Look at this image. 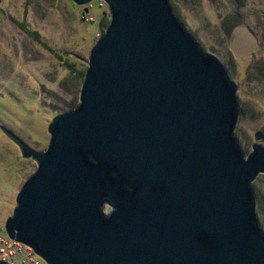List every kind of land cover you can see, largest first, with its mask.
<instances>
[{
	"label": "water",
	"instance_id": "95a60500",
	"mask_svg": "<svg viewBox=\"0 0 264 264\" xmlns=\"http://www.w3.org/2000/svg\"><path fill=\"white\" fill-rule=\"evenodd\" d=\"M99 1L109 22L46 149L2 131L36 163L7 237L46 264H264L251 187L264 174L263 137L244 157L233 137L237 85L168 0Z\"/></svg>",
	"mask_w": 264,
	"mask_h": 264
},
{
	"label": "rangeland",
	"instance_id": "374dc122",
	"mask_svg": "<svg viewBox=\"0 0 264 264\" xmlns=\"http://www.w3.org/2000/svg\"><path fill=\"white\" fill-rule=\"evenodd\" d=\"M168 1L187 33L201 49L217 57L237 85L233 137L241 153L246 157L251 151L256 132L263 137L258 145L264 149V0ZM229 18H236L237 24L227 28ZM108 22L107 7L99 0L84 7L71 0H0L2 239L7 238L4 224L17 193L36 169V163L23 158L2 131L36 153L46 149L53 117L79 102L80 76ZM237 27L246 33L240 38L252 48L251 62L242 56L247 47L239 49L234 43ZM251 187L255 218L264 233V174L257 175ZM14 264L27 263L16 257ZM39 264L46 263L40 260Z\"/></svg>",
	"mask_w": 264,
	"mask_h": 264
},
{
	"label": "built area",
	"instance_id": "2783aa9c",
	"mask_svg": "<svg viewBox=\"0 0 264 264\" xmlns=\"http://www.w3.org/2000/svg\"><path fill=\"white\" fill-rule=\"evenodd\" d=\"M16 257L27 264H39L41 260L28 246L10 240L8 237L6 239L0 237V261L14 264Z\"/></svg>",
	"mask_w": 264,
	"mask_h": 264
},
{
	"label": "trees",
	"instance_id": "16d2710c",
	"mask_svg": "<svg viewBox=\"0 0 264 264\" xmlns=\"http://www.w3.org/2000/svg\"><path fill=\"white\" fill-rule=\"evenodd\" d=\"M107 24L105 25V28H106ZM236 24H237L236 18H229V20H227V22L225 23V25H226L225 27L228 28V27H231V26L236 25ZM83 75H84V73L80 76L81 80L83 79Z\"/></svg>",
	"mask_w": 264,
	"mask_h": 264
},
{
	"label": "flooded vegetation",
	"instance_id": "af4514ba",
	"mask_svg": "<svg viewBox=\"0 0 264 264\" xmlns=\"http://www.w3.org/2000/svg\"><path fill=\"white\" fill-rule=\"evenodd\" d=\"M252 53H253V51H252ZM251 57H252V55H248V56L245 57V58L248 59L249 62H251ZM107 210H108V208L106 207V208H105V211H107Z\"/></svg>",
	"mask_w": 264,
	"mask_h": 264
}]
</instances>
